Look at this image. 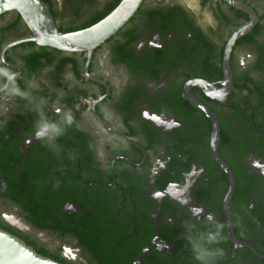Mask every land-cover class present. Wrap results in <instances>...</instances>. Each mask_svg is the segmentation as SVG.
Masks as SVG:
<instances>
[{"label":"flooded vegetation","instance_id":"1","mask_svg":"<svg viewBox=\"0 0 264 264\" xmlns=\"http://www.w3.org/2000/svg\"><path fill=\"white\" fill-rule=\"evenodd\" d=\"M43 1L72 32L122 0ZM238 1L255 15L143 0L92 52L1 13L0 68L29 96L0 89V227L63 264H198L187 225H219L217 264H264V0ZM38 104L74 117L55 149L32 134Z\"/></svg>","mask_w":264,"mask_h":264},{"label":"water","instance_id":"2","mask_svg":"<svg viewBox=\"0 0 264 264\" xmlns=\"http://www.w3.org/2000/svg\"><path fill=\"white\" fill-rule=\"evenodd\" d=\"M143 0H122L107 16L82 30L63 32L54 21L49 5L43 0H0V14L18 10L34 31V40L68 51L92 50L117 32L135 13ZM236 6L255 15L253 9L238 0H229ZM241 28L234 38L247 32ZM218 137V136H217ZM218 139V138H217ZM216 142V141H215ZM219 160L228 168L227 165ZM229 170V169H228ZM0 264H63L37 251L20 236L0 227Z\"/></svg>","mask_w":264,"mask_h":264},{"label":"clouds","instance_id":"3","mask_svg":"<svg viewBox=\"0 0 264 264\" xmlns=\"http://www.w3.org/2000/svg\"><path fill=\"white\" fill-rule=\"evenodd\" d=\"M0 77H2L0 79V89H6L22 99H28L29 93L20 87L14 72L9 71L7 68H0ZM33 110L37 112L38 118L34 121L32 134L38 140L55 149L57 139L65 134L68 127L73 125V115L71 112H65L61 122L49 119L42 104L34 106ZM200 211L202 209L193 215L198 217ZM212 219L211 214H209L207 220L211 222ZM187 231L191 251L198 264H217L218 258L223 256L224 252L220 246L225 239L222 228L215 225L207 231H197V224L190 223L187 225Z\"/></svg>","mask_w":264,"mask_h":264}]
</instances>
